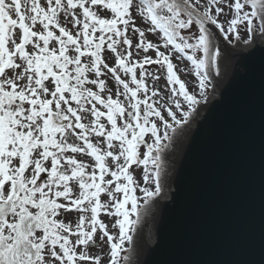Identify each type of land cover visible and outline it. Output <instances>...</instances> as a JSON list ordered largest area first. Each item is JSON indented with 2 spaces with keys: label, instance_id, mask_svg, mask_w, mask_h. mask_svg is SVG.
<instances>
[{
  "label": "snow or ice",
  "instance_id": "6c2138e0",
  "mask_svg": "<svg viewBox=\"0 0 264 264\" xmlns=\"http://www.w3.org/2000/svg\"><path fill=\"white\" fill-rule=\"evenodd\" d=\"M157 32L162 44L147 38ZM257 32L264 39V0H0V264H101L87 251L98 234L108 264H120L161 192L163 142L200 103L172 55L205 98L220 44H251ZM151 65L166 69L167 104L152 99Z\"/></svg>",
  "mask_w": 264,
  "mask_h": 264
},
{
  "label": "water",
  "instance_id": "95a60500",
  "mask_svg": "<svg viewBox=\"0 0 264 264\" xmlns=\"http://www.w3.org/2000/svg\"><path fill=\"white\" fill-rule=\"evenodd\" d=\"M220 47L216 97L175 137L129 264H264V39Z\"/></svg>",
  "mask_w": 264,
  "mask_h": 264
},
{
  "label": "rangeland",
  "instance_id": "374dc122",
  "mask_svg": "<svg viewBox=\"0 0 264 264\" xmlns=\"http://www.w3.org/2000/svg\"><path fill=\"white\" fill-rule=\"evenodd\" d=\"M206 0H202V3H205ZM137 25L143 28H147L148 25L146 23H144L141 18L137 17ZM225 19V17L222 15L221 20L223 21ZM241 32L244 31V28L241 27ZM198 30L195 28V26H193V28L191 29L192 33L197 32ZM185 35H189L191 34L190 32H184ZM256 36H259V33L257 32ZM160 34L157 33H147V38L157 44H162V41L160 40ZM236 43H233L231 45H235ZM236 45H239L240 47H245L248 44H245L243 41L237 43ZM221 48V47H220ZM161 51H165V49L161 48ZM145 54L143 52H140V58L142 59L143 56ZM147 55H150L152 57H155V53L150 51ZM179 54L174 53L171 57L172 62L174 64V71L177 72V75L179 76V78L186 83V86L188 88V90L192 93H195L197 95V98L200 99V103L205 102L209 95H210V90L211 88L214 86V80H216L217 78V71L213 70L210 74V83L207 86V89L205 91V98H201L199 96V89H198V84L196 81V78L194 76V74L192 73V68L190 66V63L188 61H186L185 59L181 58V59H176V57ZM134 56H135V52H134ZM225 59V52L223 51V49L221 48V54L220 57L218 58V71L221 67V60ZM147 70L150 72H153L155 75H158L160 77L159 81L154 82L151 78H148L146 80V83L149 85L150 89L151 88H155L159 91L160 95L158 97H153V100H160V103L162 104H167L168 103V96H170V90H169V86L167 85V80H166V69H162L160 68L159 65H151V66H146ZM137 72L139 73V69L137 70ZM109 86L110 87H115L114 82L109 81ZM178 87V86H177ZM150 94V93H149ZM181 102L183 104L182 98H181ZM199 103V104H200ZM184 110L187 111V105H183ZM197 106L195 107V110ZM194 112V111H193ZM162 114L165 116V118L167 119V113L166 111H163ZM151 119H156L155 117H152ZM158 125H159V121H157ZM179 129V128H178ZM178 129L176 130V132L178 131ZM163 132V128H161V133ZM173 133L171 131H169V136L171 137L170 141H164L163 143L168 145L169 142L173 141L175 139L176 134L178 133ZM166 150V149H165ZM164 150V151H165ZM144 151L143 147H141V152ZM84 159H88L86 157H84ZM131 171L134 174V178L139 179L141 181V186L142 187H148L150 190L154 191L155 190V183H150V184H144L142 182V168H138L137 166H133V168L131 169ZM163 174V173H162ZM162 174H161V178H162ZM161 183V180H160ZM137 197L139 198L138 202L143 204V194L139 192V189H137L136 192ZM102 199H107V197H102ZM63 218V217H62ZM70 218L74 221L76 219V214H70ZM100 219L106 223L109 226V231L112 234H115L118 232L117 229H113L111 227L112 223H114L115 218H109L105 215H101ZM134 219V217H133ZM140 224V223H139ZM140 227V226H139ZM137 230V229H136ZM133 236V241L136 239V235L137 232H132L130 233ZM74 239V238H73ZM133 241L131 244H125L124 245V251L121 252V260H120V264H129L130 263V254L128 251V248L131 246L133 247ZM87 251L89 252L90 255H99L101 257V264H108L109 261V246L106 243V238L104 239V241H101L99 239V234L97 235L96 241H95V245L91 246L87 249ZM127 256L128 260L125 261L124 257Z\"/></svg>",
  "mask_w": 264,
  "mask_h": 264
},
{
  "label": "bare ground",
  "instance_id": "6f19581e",
  "mask_svg": "<svg viewBox=\"0 0 264 264\" xmlns=\"http://www.w3.org/2000/svg\"><path fill=\"white\" fill-rule=\"evenodd\" d=\"M256 39H258V41H261V39L259 38V36H256V38H254V40H256ZM254 40H253V41H254ZM236 44H237V43H236ZM236 44H235V46L233 45V47H236ZM251 44H253V42H252ZM251 44H248V45L250 46ZM248 45H247V46H248ZM213 97H216V90H215L214 87L211 88V90H210V95H209L207 101H208V100H211ZM196 111H197V110H196ZM196 111H194V112L191 113V115H190L188 121L185 122V123H183V125L178 129V131H177L178 133L183 132V131L185 132L186 129H187L189 126L192 125V123H193V119H194V116H195ZM177 132H176V133H177ZM178 133L176 134V136L178 135ZM176 136H175V137H176ZM182 137H183V135H182ZM180 139H181V138H180ZM180 139H177L176 141L173 140V141L169 142V143H168V146H167V148H166V150L162 153V160H163V165H164L163 170L165 169V164H166L167 156H168V155H169L170 157L173 156V154H172V155L169 154L170 150H171V149H172V150L175 149V146H176V144L179 142ZM170 157H169V158H170ZM165 194H166V193H165V189H162V187H161V192H160V194H159L158 196H155V197L153 198V200L149 203V205H148L145 209H142V210H141V215H140V218H139V223H142L143 220L145 219L146 215L149 214L152 205H153L155 202H158L159 200H162V199L165 197ZM141 221H142V222H141ZM139 223L136 225V229H138V227H139V225H140ZM147 224H148V222H145L144 225L147 227ZM135 231L137 232V230H135ZM148 231H149V229H148ZM148 235H149V234H148ZM147 238H148V240H150V236H147ZM130 250H131V251L133 250V249H132V246H131V248H130V247L128 248V251H130ZM131 251L129 252V254H131Z\"/></svg>",
  "mask_w": 264,
  "mask_h": 264
}]
</instances>
